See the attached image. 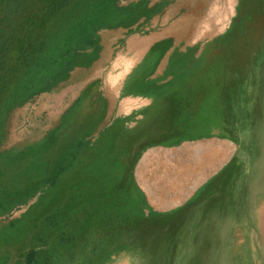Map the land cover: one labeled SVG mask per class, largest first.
<instances>
[{"label": "rangeland", "instance_id": "rangeland-1", "mask_svg": "<svg viewBox=\"0 0 264 264\" xmlns=\"http://www.w3.org/2000/svg\"><path fill=\"white\" fill-rule=\"evenodd\" d=\"M247 1L0 0V168L6 170L0 189V264H81L98 250L84 235L93 226L95 209L102 210V199L88 203L84 191L77 190L84 180L76 176L63 174L53 187L49 180L37 182L38 175L30 174L28 158L36 153L32 147L45 138L52 121L40 111L45 95L25 96L18 89L33 67L30 57L35 40H44L39 30L43 26H98L89 43L77 50L79 68L67 80L77 90L102 76L112 56L125 51L121 40L127 37L126 31L111 26H150L151 37L172 38L177 44L195 39V56L207 64L196 85L229 89L230 109L236 104L244 116L240 124L231 126L240 133L232 147L236 157L223 189L215 192L220 196L216 202L229 209V223L206 224L212 238H200V233L185 238L173 230H154L142 239L118 240L117 247L124 251L134 247L135 253L128 255L132 264H258L250 259L244 243L256 235L252 222L264 212V0H255L253 9L254 0H249L250 6ZM222 39L224 70L218 50H213ZM65 80L54 82L62 86ZM205 97L206 105L221 104V95ZM94 98L86 109L96 107ZM236 115L235 111L231 117L236 120ZM56 151L48 157L56 156ZM109 170L105 167L104 173H93L90 189ZM119 178L110 183L117 187ZM90 189L86 187L87 192ZM113 194L119 204L123 191L115 188ZM63 238L75 239V243L69 246ZM105 249L108 246L103 245L101 251ZM257 250L262 253L261 248Z\"/></svg>", "mask_w": 264, "mask_h": 264}, {"label": "crops", "instance_id": "crops-1", "mask_svg": "<svg viewBox=\"0 0 264 264\" xmlns=\"http://www.w3.org/2000/svg\"><path fill=\"white\" fill-rule=\"evenodd\" d=\"M111 27L126 31L121 40L125 51L112 56L102 76L78 90L71 87L67 80L80 64L76 51L74 67L60 77L64 84L49 81L39 92L46 96L40 111L52 121L47 133L75 109L58 140L67 143L68 156L73 144L83 143L77 173L101 174L110 167L106 174L121 181L117 187L103 185L102 190H110L108 198L99 205L101 211L95 209L93 226L84 235L98 250L81 264H132L128 255L135 253L134 247L120 250L118 240L142 239L154 230L212 238L206 224L230 220L215 192L223 189L236 157L232 147L240 133L231 126L244 117L236 104L234 112L230 109L229 89L199 87L201 74L186 70L199 59L195 39L177 44L172 38L151 37L150 26ZM175 56L186 57L183 68H171ZM208 95H221V104L203 103ZM91 96L96 107L86 109ZM235 111L236 120L231 117ZM115 188L123 191L119 204L113 199ZM103 245L108 249L101 251Z\"/></svg>", "mask_w": 264, "mask_h": 264}, {"label": "trees", "instance_id": "trees-1", "mask_svg": "<svg viewBox=\"0 0 264 264\" xmlns=\"http://www.w3.org/2000/svg\"><path fill=\"white\" fill-rule=\"evenodd\" d=\"M249 0L246 4L250 6ZM251 8L255 4L253 1ZM98 26H43L40 30V34L44 33V40L36 39L35 49H32L31 53V71L29 76L26 77L25 84L21 86L18 90L25 94H37L41 90H44L49 81H56V79L65 75V73L74 67L73 59L75 58L76 51L81 47V45L88 44L90 41L91 34L97 29ZM223 39L217 41L213 50H218L219 61L222 64V70H224L223 57ZM186 57L175 56L171 60V68L175 66V69L179 68L181 64L182 68L186 64ZM207 64L205 59H199L196 64H192L191 67L186 68V70L200 72L206 71ZM181 69V68H179ZM75 114V109L69 111L65 117L61 120L60 125L51 130L45 138L39 143L37 147H32L34 149L28 159L31 160V171L30 174L37 177V182L40 181H50L51 185L55 187L56 181L59 176L67 174L70 177H78L77 179H83L84 182L78 185L77 190L84 191L85 200L92 204L93 200L99 198L107 199L109 191L102 190L104 184L113 182L116 176H111L106 174V176L97 181L96 188H93L91 184V179H94L93 174L82 175L77 173L78 164V153L82 150L83 143H75L69 150V156L67 151L64 150V142L59 141V133L62 127L70 121L71 117ZM51 144V146L49 145ZM67 144V143H66ZM59 150L56 156H49V152ZM57 152V151H56ZM75 165V166H74ZM67 170H73L71 173H65ZM6 170L5 168H0V189L2 187L1 181L5 179ZM69 177V178H70ZM35 182V181H34ZM34 185V183H32ZM86 187L90 189L87 192ZM89 199V200H88ZM63 243L67 245H72L75 243V239L63 238Z\"/></svg>", "mask_w": 264, "mask_h": 264}, {"label": "bare ground", "instance_id": "bare-ground-1", "mask_svg": "<svg viewBox=\"0 0 264 264\" xmlns=\"http://www.w3.org/2000/svg\"><path fill=\"white\" fill-rule=\"evenodd\" d=\"M262 43V42H261ZM258 76V75H257ZM259 81V80H258ZM257 81V82H258ZM263 86V85H262ZM258 87V86H257ZM258 89V88H257ZM260 95V93H259ZM262 103V102H261ZM264 115V114H263ZM252 136V134H251ZM256 152V151H255ZM258 152V151H257ZM258 156V155H257ZM256 159V158H255ZM264 161V160H263ZM262 161V162H263ZM264 165V164H263ZM262 165V166H263ZM264 167V166H263ZM262 167V169H263ZM257 169V168H256ZM261 169V170H262ZM260 170V171H261ZM263 171V170H262ZM259 172L260 173H262ZM259 174L257 173V175L259 176ZM256 175V176H257ZM255 176V179H256ZM257 176V177H258ZM256 184V183H255ZM254 184V186H255ZM258 185V184H257ZM256 185V186H257ZM252 189V188H251ZM254 189V188H253ZM252 189V190H253ZM247 202V201H246ZM263 205V204H262ZM261 205V206H262ZM253 206V205H252ZM242 211V210H241ZM255 211V210H254ZM252 212V211H251ZM242 214V212H241ZM252 215V214H251ZM259 217L256 221L252 222L253 224V228L256 230V235H253L251 238H249V240H246V242L244 243L245 246L250 250L251 252V256L250 259H256L258 261V264H264V212L260 211V213L258 214ZM241 216V215H240ZM247 216H249L247 214ZM242 218V217H241ZM243 219V218H242ZM245 219V218H244ZM241 220V219H240ZM242 222V221H241ZM229 223V220H228ZM240 224V223H239ZM234 229V228H233ZM229 246V245H228ZM257 247L262 249V253H259V251L257 250ZM260 250V249H259ZM245 261H247V259H245Z\"/></svg>", "mask_w": 264, "mask_h": 264}]
</instances>
